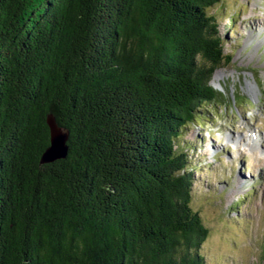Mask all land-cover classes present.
Returning <instances> with one entry per match:
<instances>
[{"label": "trees", "instance_id": "1", "mask_svg": "<svg viewBox=\"0 0 264 264\" xmlns=\"http://www.w3.org/2000/svg\"><path fill=\"white\" fill-rule=\"evenodd\" d=\"M222 1L0 0V264H209L178 140L226 103Z\"/></svg>", "mask_w": 264, "mask_h": 264}, {"label": "rangeland", "instance_id": "2", "mask_svg": "<svg viewBox=\"0 0 264 264\" xmlns=\"http://www.w3.org/2000/svg\"><path fill=\"white\" fill-rule=\"evenodd\" d=\"M209 13L231 55L211 80L226 103L178 140L191 165L193 207L210 232L200 252L209 264H263L264 0H224Z\"/></svg>", "mask_w": 264, "mask_h": 264}, {"label": "water", "instance_id": "3", "mask_svg": "<svg viewBox=\"0 0 264 264\" xmlns=\"http://www.w3.org/2000/svg\"><path fill=\"white\" fill-rule=\"evenodd\" d=\"M56 117L50 113L47 123L50 128V144L45 148L40 163H48L63 158L68 153L69 131L61 126Z\"/></svg>", "mask_w": 264, "mask_h": 264}, {"label": "bare ground", "instance_id": "4", "mask_svg": "<svg viewBox=\"0 0 264 264\" xmlns=\"http://www.w3.org/2000/svg\"><path fill=\"white\" fill-rule=\"evenodd\" d=\"M215 78H216V79L219 81V83L221 84V81H220V80H221V79H220V76L218 77V75H216V76H215ZM261 157H262V156L258 157V161H259V162H261V161H262V163H263V162H264V157H262V158H261ZM239 184H240V183H239Z\"/></svg>", "mask_w": 264, "mask_h": 264}]
</instances>
